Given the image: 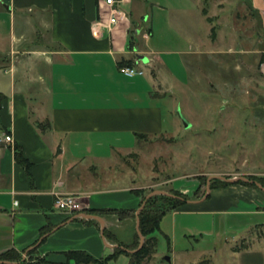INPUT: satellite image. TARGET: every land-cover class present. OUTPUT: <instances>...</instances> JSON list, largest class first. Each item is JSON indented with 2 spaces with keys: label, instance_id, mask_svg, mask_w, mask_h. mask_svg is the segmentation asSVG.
<instances>
[{
  "label": "crops",
  "instance_id": "1",
  "mask_svg": "<svg viewBox=\"0 0 264 264\" xmlns=\"http://www.w3.org/2000/svg\"><path fill=\"white\" fill-rule=\"evenodd\" d=\"M114 1L113 8L120 12L115 25L110 24L111 8L105 0H0V33L7 21L2 16H8L13 45L9 57L0 52L1 65L6 63L11 71L9 79L0 76L7 85H0V254L37 247V254L49 261L70 250L97 257L102 248L113 251L115 247L103 237L113 221L87 210L115 206L137 214L140 209L132 190L146 187H132L135 180L127 160L146 136L165 135L167 93L157 57L163 53L138 41L144 31L132 14L144 6L147 11L148 5L152 13L170 15L193 13L200 7L197 0H183L187 5L170 0ZM202 2L209 8L208 0ZM206 16L210 17L208 11ZM175 26L190 29L188 22L179 19ZM198 26L204 29L205 21ZM208 29L211 32V22ZM146 32V38L153 36L152 28ZM177 35L185 49L170 54L176 58L200 56L205 47L208 56L221 54L209 49L211 34L207 40L199 33L185 39ZM128 61L144 75L124 76L119 64ZM149 66L153 68L147 70ZM244 122L264 125V120L253 118ZM5 136L13 142L7 143ZM16 146L27 166L16 162ZM238 188L242 187L213 190L209 200H189L184 207L262 215L264 190L233 196L232 189ZM172 189L187 194L182 186ZM66 194L80 199L81 211L56 208V196ZM48 226L51 230L41 237ZM248 255L245 264L264 259V252Z\"/></svg>",
  "mask_w": 264,
  "mask_h": 264
},
{
  "label": "rangeland",
  "instance_id": "2",
  "mask_svg": "<svg viewBox=\"0 0 264 264\" xmlns=\"http://www.w3.org/2000/svg\"><path fill=\"white\" fill-rule=\"evenodd\" d=\"M174 1L183 4V0H170ZM197 2L200 8H195L193 13L175 11L178 19L188 22L191 30L175 26L176 14L152 13L149 5L147 11L144 6L132 14L133 21L144 31L138 41L163 53L157 57L161 58L158 60L159 74L162 88L167 93L166 102H163L166 128L165 135L146 136L137 152L127 160L135 180L132 187L139 185L154 192L168 193L173 186H182L192 197L189 200L195 201L204 199L207 192L209 195L205 199H210L213 190L209 191L207 187L210 189L208 179L212 176L238 178V181L264 178V125L246 126L244 122L252 118L264 120V73L261 71L264 64V0H208L209 8L202 6V0ZM183 5L180 8H184ZM203 7L210 17L215 14L216 17H211L212 22L204 15ZM201 11L205 18L201 17ZM3 20L7 21L0 33V52H7L9 57L13 49L11 25L8 16H2ZM201 20L205 21L204 29L198 26ZM210 22L211 32L208 29ZM149 28H152L153 36L147 39L145 35ZM198 33L206 40L211 34L209 49L221 54L208 56L205 47L200 56L184 55L182 59L178 56L180 60L170 55L185 49L177 34L185 39L192 35L195 38ZM8 67L6 63H0V76L10 78ZM152 68L149 66L147 70ZM0 85L7 86L3 80ZM183 118L189 127L184 125ZM124 167L127 170V166ZM172 181L176 183L172 185ZM238 186L243 189H232L233 196H238L241 191L245 194L261 191L259 187ZM198 187L199 192L193 195ZM193 209L184 207L164 215L160 229L154 233L158 240L157 252L145 264H245L247 259L249 262L248 254L264 252V227L258 228L264 224V213L249 215ZM128 222L117 230L121 240L131 237L132 226ZM241 245L249 248L241 250ZM111 253L112 249L102 248L97 257H92L100 259ZM22 256L26 258L27 252ZM38 256L49 260L41 254ZM165 257H169V262ZM52 259L50 261L60 262L64 261V256L60 259L52 256ZM129 263V256L122 253L108 264ZM257 264H264V259Z\"/></svg>",
  "mask_w": 264,
  "mask_h": 264
},
{
  "label": "trees",
  "instance_id": "3",
  "mask_svg": "<svg viewBox=\"0 0 264 264\" xmlns=\"http://www.w3.org/2000/svg\"><path fill=\"white\" fill-rule=\"evenodd\" d=\"M203 13L206 16L207 11L203 9ZM212 22V18H208ZM129 66L133 67V62H121L119 68ZM45 127L42 123L38 125V128ZM15 160L18 164L24 166L28 165V161L24 157L19 147H15ZM204 182L203 177L199 178ZM228 179V178H227ZM248 181H236L235 183H228L220 179H212L210 181V189H222L232 185H244L251 188H258L260 184L264 188V178L250 177ZM205 181V186H206ZM200 185V182H199ZM259 189V188H258ZM261 190V189H260ZM154 192V190L137 189L132 190V193L140 198V206L145 202L143 209L141 210L139 218V231L144 238V243L140 247V237L138 235L136 226V214L134 210L129 209H89V214L102 217L105 219H112L113 223L111 227H107L103 230V237L109 243L115 245L112 253L108 257L95 259L85 251L70 250L63 253L64 261L53 262L41 258L37 253V247L30 251L24 250L23 252H17L15 250H9L0 254V264H108L111 260L115 259L118 255L125 253L130 258L129 264H145L148 263L157 252L158 240L154 236V233L160 229V222L164 215L171 211L182 209L190 198L188 194H184L181 191L172 189L167 195H155L146 200L147 196ZM199 192V187L194 190L193 195ZM209 195V194H208ZM209 198V197H208ZM131 221L133 229L131 238L129 240H121L117 230L120 225L127 221ZM264 227L259 225L258 228ZM51 230L50 226L44 228L40 232V236L43 237ZM249 248L248 245H241V250ZM239 250V248H237ZM27 252L26 258H23L22 254ZM36 255V256H35ZM39 257V258H37ZM33 261V262H32Z\"/></svg>",
  "mask_w": 264,
  "mask_h": 264
},
{
  "label": "built area",
  "instance_id": "4",
  "mask_svg": "<svg viewBox=\"0 0 264 264\" xmlns=\"http://www.w3.org/2000/svg\"><path fill=\"white\" fill-rule=\"evenodd\" d=\"M105 4L111 8V17H110V24L115 25L119 21L120 12L113 8L115 1L114 0H105ZM261 71L264 73V64L261 66ZM120 72L129 78L135 76H143L144 71L140 68L135 66L129 67L124 66L120 68ZM5 141L7 143H12L11 136H5ZM17 204V203H15ZM55 206L57 209L67 212H78L82 210V203L80 199L73 194H66V195H57L55 200Z\"/></svg>",
  "mask_w": 264,
  "mask_h": 264
},
{
  "label": "water",
  "instance_id": "5",
  "mask_svg": "<svg viewBox=\"0 0 264 264\" xmlns=\"http://www.w3.org/2000/svg\"><path fill=\"white\" fill-rule=\"evenodd\" d=\"M142 60L144 61L145 59L142 58ZM183 121H184V125H185L186 127H189V123H188L184 118H183ZM212 179H220V180L226 181V182H228V183H235L236 181L240 180V179H238V178H235V179H234V178H232V179H226V178H224V177L212 176V177H210V178L208 179V185H209V183H210V181H211ZM241 180H243V181H245V182L248 181V180L245 179V178H241ZM257 186H258L261 190H264V188H263L262 186H260V185H257ZM207 190H209L208 187H207ZM155 195H167V193H166V192H163V191H155V192H152L151 194H149V195L147 196L146 200L149 199V198H151V197H153V196H155ZM207 195H208V192L205 194L204 199L206 198ZM144 205H145V202L140 206V209H139V211H138L137 214H136V217H137V218H136V229H137L138 235H139V237H140V247H141V246L143 245V243H144V238H143V236L141 235V233H140V231H139V218H138V216H139L141 210L143 209ZM165 260L169 262V257H165Z\"/></svg>",
  "mask_w": 264,
  "mask_h": 264
}]
</instances>
